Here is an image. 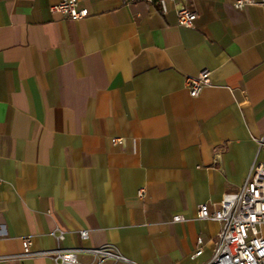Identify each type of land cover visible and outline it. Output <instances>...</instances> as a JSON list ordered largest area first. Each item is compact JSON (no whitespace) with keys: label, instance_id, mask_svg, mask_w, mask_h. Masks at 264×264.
<instances>
[{"label":"crops","instance_id":"0c3cea01","mask_svg":"<svg viewBox=\"0 0 264 264\" xmlns=\"http://www.w3.org/2000/svg\"><path fill=\"white\" fill-rule=\"evenodd\" d=\"M57 1L0 0V256H16L0 264H56L21 256L26 237L32 251L109 243L138 264H206L220 224L199 205L264 161V6L196 0L184 28L171 2L79 0L88 16L70 20Z\"/></svg>","mask_w":264,"mask_h":264},{"label":"built area","instance_id":"2783aa9c","mask_svg":"<svg viewBox=\"0 0 264 264\" xmlns=\"http://www.w3.org/2000/svg\"><path fill=\"white\" fill-rule=\"evenodd\" d=\"M125 2L141 1L155 6L161 13L167 11V3L173 4L178 26L192 28L197 12L194 7L196 0H123ZM254 0H234L236 8L254 4ZM264 6V0H260ZM49 12L59 14L70 20H80L88 16L85 7L79 5V0H58L49 6ZM209 83V72L202 70L196 76H188L185 85L191 97H196L202 88ZM258 151H264V137L255 139ZM112 144H119L121 138L111 139ZM138 197H144V188H139ZM198 219H208L219 222L220 230L211 259L206 264H264V161L255 159L236 192L226 193L221 201L213 204L202 203L197 210ZM174 222L184 220L182 215H174ZM79 237H88L87 230H79ZM57 241L62 240L63 232L53 233ZM198 243L201 239L198 238ZM21 256H44L56 264H138L121 254L109 243L97 247H73L53 250L32 251L28 237L22 239ZM198 247L192 257L198 256ZM79 254H87V262L79 260ZM16 256H0V259L15 258Z\"/></svg>","mask_w":264,"mask_h":264}]
</instances>
